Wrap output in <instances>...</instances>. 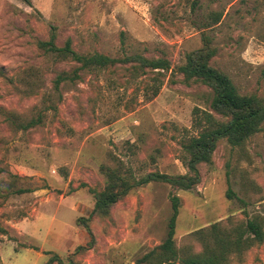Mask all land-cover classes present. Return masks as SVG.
<instances>
[{"label": "rangeland", "instance_id": "rangeland-1", "mask_svg": "<svg viewBox=\"0 0 264 264\" xmlns=\"http://www.w3.org/2000/svg\"><path fill=\"white\" fill-rule=\"evenodd\" d=\"M260 1L199 0L193 9L194 0H0V190L6 194L0 200L6 228L0 264H44L48 252L67 264L78 246L88 244L77 219L90 215L92 191L104 189L101 167L121 164L135 179L187 173L182 144L199 133L205 112L220 119L210 111L211 91L185 84L178 72L185 54L202 46L201 28L210 13L223 14L221 25L208 32L217 48L212 64L241 94L264 99ZM51 28L56 46L70 40L78 54L140 55L166 59L170 68L139 75L130 63L116 64L80 72L79 80L56 90V77L77 64L56 63L38 48ZM198 169L201 182L192 191L150 183L131 191L107 217L92 218L93 243L74 263L134 264L164 241L171 195L180 199L178 249L200 252L192 234L213 224L230 232L254 219L264 232V129L242 149L219 141L212 165ZM24 221H30V238L15 228ZM229 264H264V236L231 255Z\"/></svg>", "mask_w": 264, "mask_h": 264}, {"label": "trees", "instance_id": "trees-1", "mask_svg": "<svg viewBox=\"0 0 264 264\" xmlns=\"http://www.w3.org/2000/svg\"><path fill=\"white\" fill-rule=\"evenodd\" d=\"M194 0L192 8L198 4ZM264 5V0L260 1ZM223 14L210 13L207 23L201 28L202 46L186 53L184 62L178 67L183 76V82L200 83L211 91L210 111L219 116L216 119L212 114L205 112L203 120L197 125L201 130L196 136L189 137L182 144L184 153L183 164L187 169L184 175L169 176L158 172L147 173L135 179L123 165L115 168L101 167L106 184L101 192H93L94 207L90 215L77 219L90 239L85 246H78L68 258L67 264H75L74 257L84 253L93 243V235L89 227L92 218L107 217L111 208L122 201L131 191L144 187L150 183H162L172 189L188 192L196 189L201 182L198 169L200 164L212 165V155L219 141H225L231 148L242 149L247 141L264 129V99L256 93L241 94L227 73L215 67L212 62L217 55L214 39L209 31L221 25ZM262 34V33H261ZM263 36L264 41V33ZM38 48L53 56L56 63L67 60L77 64L71 73H62L53 81L56 90L66 81L74 82L80 79V72L103 70L116 64H132L136 74H145L147 71H168L170 64L166 59H147L140 55H131L123 59L109 58L108 56L93 53L81 55L72 48L70 40L63 47L55 44L54 28L48 41L38 42ZM264 71V70H263ZM158 87L153 95H157ZM197 110L195 109V112ZM29 123L26 127L32 126ZM2 169H0V174ZM0 190V200L6 194ZM18 193L24 191H17ZM227 196H231L227 195ZM171 217L167 224V234L164 241L153 250L138 259L134 264H229L231 255H240L249 250L255 243L263 241V224L260 220L246 222L235 230L226 231L221 224H213L205 230L192 234L201 244V251L196 253L191 247L178 249L174 242L175 224L179 213L180 199L176 195L170 196ZM249 233L252 237L245 236ZM6 235V228L0 223V236ZM49 258L44 264H63V260L55 253H46Z\"/></svg>", "mask_w": 264, "mask_h": 264}, {"label": "crops", "instance_id": "crops-1", "mask_svg": "<svg viewBox=\"0 0 264 264\" xmlns=\"http://www.w3.org/2000/svg\"><path fill=\"white\" fill-rule=\"evenodd\" d=\"M28 222H30V221H28ZM28 222H27V221L19 222V223L17 224V226L15 227L16 229L19 230V232H21L22 234H25V238H30V236L32 235V232H30V231H31L30 227H25V225H27ZM24 250H25L26 252H29L30 254H33V253H31V252H35V251H32V250H33L32 248H26V249H24ZM29 257H32V255H30ZM38 257L40 258L41 255H39ZM1 260H2V259H1ZM8 263H11V260H10ZM2 264H5V263L3 262V260H2Z\"/></svg>", "mask_w": 264, "mask_h": 264}]
</instances>
